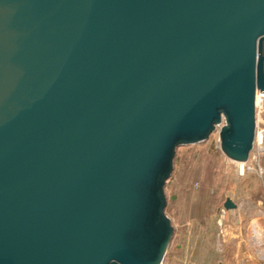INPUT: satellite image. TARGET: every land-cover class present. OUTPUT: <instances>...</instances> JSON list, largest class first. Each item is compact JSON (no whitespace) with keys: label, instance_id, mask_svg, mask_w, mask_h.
<instances>
[{"label":"water","instance_id":"1","mask_svg":"<svg viewBox=\"0 0 264 264\" xmlns=\"http://www.w3.org/2000/svg\"><path fill=\"white\" fill-rule=\"evenodd\" d=\"M256 91L264 0H0V264H160L176 147L247 161Z\"/></svg>","mask_w":264,"mask_h":264},{"label":"rangeland","instance_id":"2","mask_svg":"<svg viewBox=\"0 0 264 264\" xmlns=\"http://www.w3.org/2000/svg\"><path fill=\"white\" fill-rule=\"evenodd\" d=\"M220 125L206 140L176 147L164 186L173 233L161 264H264V153L249 155L241 174L220 149ZM227 197L235 208H224Z\"/></svg>","mask_w":264,"mask_h":264},{"label":"built area","instance_id":"3","mask_svg":"<svg viewBox=\"0 0 264 264\" xmlns=\"http://www.w3.org/2000/svg\"><path fill=\"white\" fill-rule=\"evenodd\" d=\"M264 93L260 91L255 92L254 97V114H255V133H254V140L253 146L249 153L253 160L259 159V157L264 153ZM233 161V160H232ZM249 160L243 162V171L240 170L242 174L245 169H250L251 167L247 165ZM237 162V161H236ZM259 174L264 177L263 169L258 166ZM161 264V263H160Z\"/></svg>","mask_w":264,"mask_h":264},{"label":"bare ground","instance_id":"4","mask_svg":"<svg viewBox=\"0 0 264 264\" xmlns=\"http://www.w3.org/2000/svg\"><path fill=\"white\" fill-rule=\"evenodd\" d=\"M238 163H239V168H240V170H242L243 171V161H237ZM256 231H254L253 233H254V236H256L257 235V233H255Z\"/></svg>","mask_w":264,"mask_h":264},{"label":"crops","instance_id":"5","mask_svg":"<svg viewBox=\"0 0 264 264\" xmlns=\"http://www.w3.org/2000/svg\"><path fill=\"white\" fill-rule=\"evenodd\" d=\"M253 231H256V230H253ZM255 233H257V231H256ZM257 234H258V233H257Z\"/></svg>","mask_w":264,"mask_h":264}]
</instances>
